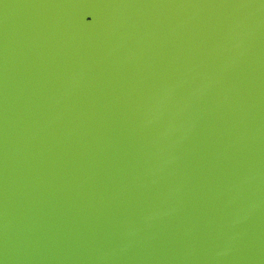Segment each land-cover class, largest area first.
<instances>
[{
  "label": "water",
  "instance_id": "95a60500",
  "mask_svg": "<svg viewBox=\"0 0 264 264\" xmlns=\"http://www.w3.org/2000/svg\"><path fill=\"white\" fill-rule=\"evenodd\" d=\"M0 264H264V0H0Z\"/></svg>",
  "mask_w": 264,
  "mask_h": 264
}]
</instances>
